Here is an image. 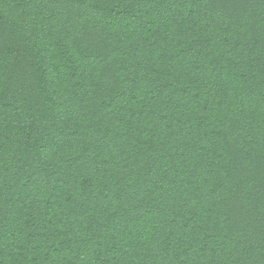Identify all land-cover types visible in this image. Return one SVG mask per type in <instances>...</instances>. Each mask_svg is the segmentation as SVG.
<instances>
[{"label":"trees","instance_id":"obj_1","mask_svg":"<svg viewBox=\"0 0 264 264\" xmlns=\"http://www.w3.org/2000/svg\"><path fill=\"white\" fill-rule=\"evenodd\" d=\"M0 264H264V0H0Z\"/></svg>","mask_w":264,"mask_h":264}]
</instances>
